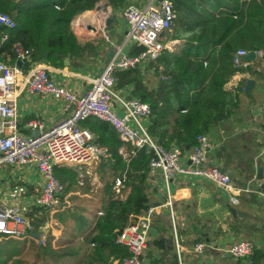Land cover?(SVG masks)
Instances as JSON below:
<instances>
[{"label": "trees", "instance_id": "trees-1", "mask_svg": "<svg viewBox=\"0 0 264 264\" xmlns=\"http://www.w3.org/2000/svg\"><path fill=\"white\" fill-rule=\"evenodd\" d=\"M99 1L0 0V10L10 13L16 21L14 27L0 25V60L15 63L14 44L20 42L32 50V61H46L59 67L64 65L65 58H70L73 66L80 65L92 49L90 42H81L72 21L95 8ZM172 1L176 10L175 46L164 47L146 69L117 68L115 77L117 87L132 84V93L150 104L149 129L159 143L167 149L178 143L189 150L197 143L198 134L208 135L216 124L233 120L241 111L244 74L249 73L264 82V0ZM125 2L106 0L116 8L123 7ZM239 48L262 49L263 54L246 67L237 66L233 54ZM23 67L28 70L31 61L25 62ZM235 77L236 83L231 84ZM82 125L94 133L97 144L110 152L109 157L99 162L108 175L100 193L102 212L95 224L87 230L86 207L72 210L62 197L55 215L64 223L65 230L75 224V234H65V242L58 245L53 242L56 235L51 229L46 242L33 243L32 256L22 247L26 236H3L0 264H114L121 263L129 254L128 247L117 239L123 229L154 202L148 183L152 151L142 148L134 155L124 156L119 151L124 142L109 122L90 117L83 120ZM235 142L231 149L235 147L234 152L239 155L245 153L244 146L237 147ZM221 150L217 151L219 156ZM227 152L233 159L230 149ZM238 159L233 166L237 176L242 179L253 176L250 157ZM124 172L123 189L129 192L123 197L115 192L113 178ZM56 173L65 184L64 191H69L77 178L76 172L71 167L59 166ZM34 210L38 212L41 207L35 206ZM41 217L42 226L46 216ZM167 234L165 227L157 236H151L147 254L170 247ZM35 236L38 237V232Z\"/></svg>", "mask_w": 264, "mask_h": 264}, {"label": "built area", "instance_id": "built-area-1", "mask_svg": "<svg viewBox=\"0 0 264 264\" xmlns=\"http://www.w3.org/2000/svg\"><path fill=\"white\" fill-rule=\"evenodd\" d=\"M122 16L127 22L126 42L139 46L136 53L118 50L102 73L88 77L90 86L83 92L60 83L50 73L46 64H33L28 70L17 62L9 64L0 60V166H27L38 171L42 186L35 194L32 205L52 208L61 204L65 184L58 177L59 166L74 165L82 173L91 171V162H98L110 156L105 146L95 142L94 133L82 121L98 118L109 122L118 132L124 146L119 148L124 156L136 154L139 149L152 151L148 183L150 190L161 181L165 187V198L154 201L148 208L128 224L117 241L126 245L129 254L121 264H144L155 216L166 210L172 221L175 244L180 251L181 241L177 232L178 202L183 198L182 187L191 180L209 181L227 192L233 204L239 196L253 191L250 184L239 185L235 179L216 164L208 163L211 149L207 134H198L197 143L185 150L178 143L171 148L164 147L149 129L151 106L132 93L133 86L117 87V68H147L164 47H174L173 20L176 10L172 0H127L122 8ZM0 25L14 27L15 18L0 10ZM7 35L4 34V38ZM109 38V34L105 33ZM17 60L31 61L32 50L20 42L14 44ZM252 50L239 48L233 54L237 66L246 67L250 61L246 55ZM256 56L262 49L254 50ZM151 67L148 74L150 75ZM50 95L62 101L64 111L69 115L52 126H47L39 118L27 122L30 129L20 128L18 98L24 91ZM264 122V113L262 116ZM262 151L264 152V129L262 131ZM79 172V173H80ZM126 172L113 178L115 192L123 196ZM176 184V185H175ZM264 198V191L259 192ZM26 206L16 202L0 201V236L24 237L35 235V228L27 216ZM45 232L38 234L39 241L46 240ZM206 243L197 242L193 250L199 254L205 251ZM255 250L250 238H242L227 245L223 251L237 258H246Z\"/></svg>", "mask_w": 264, "mask_h": 264}, {"label": "crops", "instance_id": "crops-1", "mask_svg": "<svg viewBox=\"0 0 264 264\" xmlns=\"http://www.w3.org/2000/svg\"><path fill=\"white\" fill-rule=\"evenodd\" d=\"M123 7H112L106 3V0H100L95 8L73 19L74 31L82 43L90 42L89 46L92 49L80 65L73 66L70 58H65L64 65L59 67L50 65L46 61H33L31 66L37 63L49 65L50 73L57 81L78 93H83L90 86L87 78L99 76L118 50L136 53L141 49L139 46H131L126 42L128 26L122 16ZM105 33L109 34V38L105 37ZM172 33L175 38L174 29ZM133 48L135 51H132ZM258 57L249 60V64ZM262 67L264 69V60ZM241 79L245 90L243 107L233 120L216 124L208 134L211 142L208 163L216 164L229 173L239 185L250 184L253 191L243 193L239 196V202L233 204L227 192L209 181L188 182L189 184L182 187L184 196L178 202L177 208L180 251L175 244V233L170 216L166 210L160 209L155 216L151 236H157L159 230L166 227L167 236L170 237V247L154 251L152 255L147 254L146 251L144 264H264V198L259 193L264 191V152L262 151L264 82L249 73L244 74ZM251 79L253 84L247 89ZM236 80L235 77L231 84H235ZM62 104L61 100L50 95L24 90L18 98L21 130L29 132L27 122L33 118L41 119L47 126L56 124L72 111V108L68 112L64 111ZM243 133H245L244 138ZM232 139H234L233 142L236 141L237 147L244 146L242 151L245 153L239 155L234 152L235 147L231 149ZM219 149H222L220 156L217 152ZM229 149L234 155L233 159L229 157L227 152ZM242 157H250V164L254 169V175L247 179L238 177L233 167L235 161L237 163L240 160L238 158ZM64 166L71 167L76 172L79 171L77 166ZM260 173L261 177H259ZM42 183L40 174L34 168L2 164L0 166V201L35 207L32 205V200ZM128 192L129 189H126L123 197ZM151 195L155 202L165 198V187L161 181H158L151 189ZM252 196L255 197L252 198ZM43 209L45 208L41 207V214ZM101 212L99 201L97 213L89 219L87 230L95 224ZM41 228L43 229V226ZM63 228V224H60L52 231L57 236L62 234ZM242 238H250L255 243V250L250 256L237 258L223 251L227 245ZM200 241L206 243L203 254L193 250L194 245Z\"/></svg>", "mask_w": 264, "mask_h": 264}, {"label": "rangeland", "instance_id": "rangeland-1", "mask_svg": "<svg viewBox=\"0 0 264 264\" xmlns=\"http://www.w3.org/2000/svg\"><path fill=\"white\" fill-rule=\"evenodd\" d=\"M128 26V25H127ZM128 29V27H127ZM111 34V31H108ZM175 46V45H173ZM124 144L120 146L123 147ZM100 161L98 162H91L90 164V169L91 171L89 173H86L85 170L84 172H76V180L70 185L69 191H64L62 194L63 200L66 202V204H69L70 209L77 208L79 206H85L86 211H87V218L91 219L92 216H95L99 207V198H100V193L102 192L101 190V184L104 183V181L107 179V170L102 169L99 164ZM80 172V173H79ZM91 182V183H89ZM34 207L32 206H27L26 207V213L27 216L30 218L32 221L35 232H38V234H41V215H45L46 218L42 224L43 226V231L47 235L49 231L53 228L57 229L58 225L63 224V227L65 226L64 223L61 222L56 217V212L59 209L58 207H52V208H45L42 210L33 211ZM32 212H34L32 214ZM72 222V221H71ZM75 224L73 226H70L65 230L63 228L62 234L57 235L56 239L53 240L54 243L56 244H62L65 242L64 235L65 234H75L74 230ZM42 231V232H43ZM3 238V236H0V240ZM24 238V237H23ZM47 240H45L46 242ZM34 242H39V237H36L35 235H28L24 238L23 243V250H26L30 256L33 255L34 253V247L33 243Z\"/></svg>", "mask_w": 264, "mask_h": 264}, {"label": "water", "instance_id": "water-1", "mask_svg": "<svg viewBox=\"0 0 264 264\" xmlns=\"http://www.w3.org/2000/svg\"><path fill=\"white\" fill-rule=\"evenodd\" d=\"M256 57V52L254 51V50H252V51H250L247 55H246V58H248L249 60H251V59H254ZM23 62H24V60L23 59H18L17 60V64L19 65V66H22L23 65ZM253 84V80L251 79L250 81H249V86L247 87V89H249V87L251 86ZM189 146H187V148H188ZM261 173L259 174V177H261Z\"/></svg>", "mask_w": 264, "mask_h": 264}]
</instances>
